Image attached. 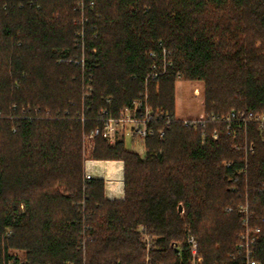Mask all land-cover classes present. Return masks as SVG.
I'll list each match as a JSON object with an SVG mask.
<instances>
[{
	"label": "trees",
	"instance_id": "16d2710c",
	"mask_svg": "<svg viewBox=\"0 0 264 264\" xmlns=\"http://www.w3.org/2000/svg\"><path fill=\"white\" fill-rule=\"evenodd\" d=\"M80 14L77 0H0V264L8 251L146 264L144 235L150 264H181L187 231L203 264H236L246 201L264 264V132L222 121L264 112V0H86L83 38ZM179 80L204 84L201 125L176 114ZM146 88L169 125L144 157L95 138L93 160L124 163V197L108 199L103 179L84 180L86 136Z\"/></svg>",
	"mask_w": 264,
	"mask_h": 264
},
{
	"label": "built area",
	"instance_id": "2783aa9c",
	"mask_svg": "<svg viewBox=\"0 0 264 264\" xmlns=\"http://www.w3.org/2000/svg\"><path fill=\"white\" fill-rule=\"evenodd\" d=\"M33 2V1H32ZM93 2H91L90 7H93ZM77 9L80 14V21L82 28L78 31L77 36L83 38L85 35L83 23L86 20V0H77ZM82 42V41H81ZM83 44L81 43V46ZM84 48V45L82 46ZM165 52V51H164ZM77 63H82L84 66V59L77 61ZM155 65L151 67L154 69ZM158 74H152V78L157 77ZM147 84V79H146ZM92 89L87 86L85 97L89 98L91 96ZM107 111L103 110L101 112L102 116H106ZM170 116L168 113L162 111H154L149 103L148 89L146 88L144 92L140 93L139 98L136 99L132 107L125 109L117 118H104L103 127L96 128L91 132L90 135L86 136L88 142L95 141V138L101 136L109 144L114 145L117 142H125V138L130 137L133 145H137L138 149H133L136 154L143 156L146 154L147 141L150 138L158 136L163 138L165 136L164 129L158 128L157 125L161 121H165L169 125ZM185 125L198 126L205 122V117H201L193 120H183ZM228 126L234 130L244 131L247 135L248 128L250 126H255L259 131L264 132V112L255 113L253 111L249 112H232L222 118ZM214 136H217V131L214 132ZM140 145V146H139ZM246 155L252 152V147L245 143ZM94 150V149H93ZM91 149L88 150L90 154ZM90 160V158H87ZM86 160V161H87ZM86 163V162H85ZM232 164H226L229 168ZM95 177L93 174L89 173L88 170L84 169V180L90 181ZM242 213V226L243 231L238 237V242L236 246L237 255H232V259L237 262L236 264H261L255 256V248L257 245V239L259 236L260 229L257 225L253 223L252 215L250 211L248 201L240 207ZM228 212L232 211V208L227 209ZM261 223H264V217L260 219ZM150 239L147 235H144V242L146 243L147 253L145 256L146 264H150L151 256L150 251ZM186 245L187 258L185 259V250L183 246ZM176 255L180 259L181 264H203V257L199 253V243L195 235L191 231H187L185 240L183 243H176L172 245ZM13 251H8L9 259L6 264H26L21 258L12 253ZM76 264V263H69ZM82 264H86L84 261Z\"/></svg>",
	"mask_w": 264,
	"mask_h": 264
},
{
	"label": "rangeland",
	"instance_id": "374dc122",
	"mask_svg": "<svg viewBox=\"0 0 264 264\" xmlns=\"http://www.w3.org/2000/svg\"><path fill=\"white\" fill-rule=\"evenodd\" d=\"M176 114L178 118L183 120H193L204 117V84L201 81H177L176 82ZM125 146L129 150L138 149L137 145H133L130 137L125 138ZM140 146V145H139ZM95 147V141H85V156L92 159V152ZM133 148V149H132ZM91 149L90 154L88 150ZM144 154L141 157H144ZM124 184V182H123ZM22 261H25L23 251H13Z\"/></svg>",
	"mask_w": 264,
	"mask_h": 264
},
{
	"label": "crops",
	"instance_id": "0c3cea01",
	"mask_svg": "<svg viewBox=\"0 0 264 264\" xmlns=\"http://www.w3.org/2000/svg\"><path fill=\"white\" fill-rule=\"evenodd\" d=\"M85 169L93 174L95 178L103 179L105 182V195L108 199H123V161L87 160Z\"/></svg>",
	"mask_w": 264,
	"mask_h": 264
},
{
	"label": "water",
	"instance_id": "95a60500",
	"mask_svg": "<svg viewBox=\"0 0 264 264\" xmlns=\"http://www.w3.org/2000/svg\"><path fill=\"white\" fill-rule=\"evenodd\" d=\"M182 211H183V208H182V206L180 205V206H179V212L182 213ZM174 245H176V243H174Z\"/></svg>",
	"mask_w": 264,
	"mask_h": 264
}]
</instances>
